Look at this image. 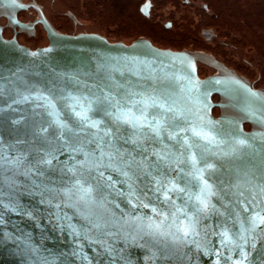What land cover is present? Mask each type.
I'll return each instance as SVG.
<instances>
[{"label": "water", "instance_id": "obj_1", "mask_svg": "<svg viewBox=\"0 0 264 264\" xmlns=\"http://www.w3.org/2000/svg\"><path fill=\"white\" fill-rule=\"evenodd\" d=\"M46 29L32 50L0 26V264H264V91L203 52Z\"/></svg>", "mask_w": 264, "mask_h": 264}, {"label": "flooded vegetation", "instance_id": "obj_2", "mask_svg": "<svg viewBox=\"0 0 264 264\" xmlns=\"http://www.w3.org/2000/svg\"><path fill=\"white\" fill-rule=\"evenodd\" d=\"M68 1L78 4L75 11L59 12L56 4ZM259 7L256 0H0V26L7 40L32 50L50 44L46 27L51 25L68 35L99 34L128 45L147 39L163 49L203 52L245 77L252 88L264 91L258 67L253 69L257 75L251 76L232 64L247 66L248 59L255 57L264 60V7L262 11ZM81 14L97 22L103 14L109 24L98 28L91 20L83 22ZM245 50L248 59L243 58ZM216 73L215 68L198 62L201 78ZM213 99L221 101L217 95ZM213 112L218 116L220 109ZM245 127L250 130L249 125Z\"/></svg>", "mask_w": 264, "mask_h": 264}, {"label": "rangeland", "instance_id": "obj_3", "mask_svg": "<svg viewBox=\"0 0 264 264\" xmlns=\"http://www.w3.org/2000/svg\"><path fill=\"white\" fill-rule=\"evenodd\" d=\"M256 1H258V4H259V9H260V11H262L261 10V8H263L264 7V0H256Z\"/></svg>", "mask_w": 264, "mask_h": 264}, {"label": "snow or ice", "instance_id": "obj_4", "mask_svg": "<svg viewBox=\"0 0 264 264\" xmlns=\"http://www.w3.org/2000/svg\"><path fill=\"white\" fill-rule=\"evenodd\" d=\"M143 115V113H141ZM138 120V118H136ZM260 221L264 223V217H260Z\"/></svg>", "mask_w": 264, "mask_h": 264}]
</instances>
